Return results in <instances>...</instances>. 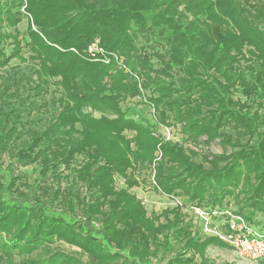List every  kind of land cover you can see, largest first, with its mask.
Masks as SVG:
<instances>
[{"label": "trees", "instance_id": "trees-1", "mask_svg": "<svg viewBox=\"0 0 264 264\" xmlns=\"http://www.w3.org/2000/svg\"><path fill=\"white\" fill-rule=\"evenodd\" d=\"M94 41L124 68L90 61ZM175 125L183 137L158 133ZM200 138L223 152L198 161L181 143ZM30 166L33 183L14 175ZM149 168L158 193L264 233V0H0V260L213 264L207 249L226 245L192 215L147 214L131 193Z\"/></svg>", "mask_w": 264, "mask_h": 264}, {"label": "rangeland", "instance_id": "rangeland-1", "mask_svg": "<svg viewBox=\"0 0 264 264\" xmlns=\"http://www.w3.org/2000/svg\"><path fill=\"white\" fill-rule=\"evenodd\" d=\"M25 2V0H23ZM24 7L21 9L23 12ZM27 27V21L24 18L22 22L19 24L17 30L20 32V34L24 35V32ZM22 35V36H23ZM22 39V38H21ZM10 50V47L7 48ZM23 57L26 58L27 54L24 53ZM10 69L19 70L21 72H24L28 75V63L19 62L18 60L14 59L9 64ZM111 73L108 74L110 76ZM237 98H240L243 100V98L237 94ZM127 106H135L138 103V109L141 111L142 114L148 118L149 120H154L153 117H151L152 109L145 106L143 103H141L140 98H130L128 101H126ZM94 118H101L100 114L95 113L93 115ZM36 123L39 122L35 120ZM33 127V125H31ZM158 133H161L163 135L168 134L171 139H176L178 136L183 137L181 126L175 125L170 128H164V127H158ZM125 135L127 137H131L132 133L126 132ZM204 140V138H200L199 142L197 143H188L186 141L182 142L181 145L186 148L187 150H192L196 152L199 156L197 157V160L200 161V156L204 155H219L223 152L222 148L219 146L218 142H214L208 146L203 145L201 142ZM229 152V151H228ZM156 158V157H155ZM79 161V159H77ZM3 167H6L9 164V159L6 155L2 157ZM26 172V180L29 184L33 183L37 177V173L34 171L33 166L26 167V168H18L15 170L14 175L18 176L20 174H23ZM154 172L148 170H142L140 171V174L138 176L139 185L137 187H133L131 189V193L136 195V197L141 201L144 209L146 210L147 214H150L151 212L159 214L161 211L165 209H172L176 207V201L183 202V199L181 198H167L166 196L158 193L155 189L151 187L150 184V177L153 175ZM65 174H68V172H65ZM66 181H63L61 183L62 186L66 185ZM123 180L120 178H116V188H123ZM226 207L230 210L236 211L238 208V205L234 203V201L231 198H227L224 202ZM256 222L262 227L264 230V216H261L260 214L256 215ZM259 227H255V230L259 231ZM52 248L60 250L61 252H64L68 255H73L79 258V252L77 249L66 246L62 243H55ZM206 257L207 259L213 263V264H263L260 262H252L245 259H242L237 256V254L228 246L225 247H209L206 251ZM85 258H82L84 260ZM85 262V261H84ZM199 263V262H198ZM197 263V264H198ZM0 264H7V262L3 259L0 260ZM12 264H21V258L18 256H15V258L12 260Z\"/></svg>", "mask_w": 264, "mask_h": 264}, {"label": "built area", "instance_id": "built-area-1", "mask_svg": "<svg viewBox=\"0 0 264 264\" xmlns=\"http://www.w3.org/2000/svg\"><path fill=\"white\" fill-rule=\"evenodd\" d=\"M71 51L77 53L75 49H71ZM86 55L90 61H101L104 64H109L111 60H114L118 66L124 68L121 58L116 54H105L99 47L98 41H94L87 48ZM125 71L127 70L125 69ZM164 137L166 140L171 139L168 134ZM160 157L159 154L157 160ZM150 184L153 187L156 186L154 173L150 177ZM176 204L198 221L203 235L218 239L242 259L264 264V233L255 230V227L250 225L242 216L218 208L196 206L185 208L180 201H176Z\"/></svg>", "mask_w": 264, "mask_h": 264}]
</instances>
